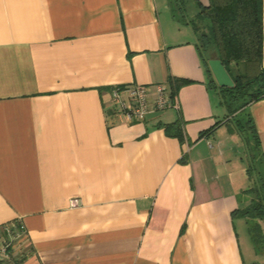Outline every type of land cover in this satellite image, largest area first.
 <instances>
[{"label": "crops", "instance_id": "0c3cea01", "mask_svg": "<svg viewBox=\"0 0 264 264\" xmlns=\"http://www.w3.org/2000/svg\"><path fill=\"white\" fill-rule=\"evenodd\" d=\"M194 42L167 0H0V226L23 227L18 264H246L231 213L248 182L227 154L243 141L198 137L225 109ZM173 77L191 82L171 106L119 120L111 87ZM247 111L264 163V97ZM176 119L181 140L161 127Z\"/></svg>", "mask_w": 264, "mask_h": 264}, {"label": "trees", "instance_id": "16d2710c", "mask_svg": "<svg viewBox=\"0 0 264 264\" xmlns=\"http://www.w3.org/2000/svg\"><path fill=\"white\" fill-rule=\"evenodd\" d=\"M192 3H189V2ZM170 13L178 23L188 25L194 35V46L208 75V85L216 89L223 117L198 134L205 135L215 126L235 130L243 141L242 159L248 185L242 190L246 203L232 211L243 218L255 254L264 253V163L257 133L247 106L264 97V60L261 54V0H167ZM192 5V6H190ZM217 59L231 85L215 84L207 65ZM191 80L173 77L169 96ZM164 134L181 140L179 120L164 123ZM13 228L17 224H13ZM4 226V225H3ZM1 227V226H0ZM12 229V228H10Z\"/></svg>", "mask_w": 264, "mask_h": 264}, {"label": "built area", "instance_id": "2783aa9c", "mask_svg": "<svg viewBox=\"0 0 264 264\" xmlns=\"http://www.w3.org/2000/svg\"><path fill=\"white\" fill-rule=\"evenodd\" d=\"M109 96L115 105L117 117L125 122L142 121L149 112L161 111L172 104L168 87L161 83L113 86ZM13 226L0 227V264L19 263L20 253L16 252L11 240L22 238L23 227L20 223L16 228Z\"/></svg>", "mask_w": 264, "mask_h": 264}, {"label": "rangeland", "instance_id": "374dc122", "mask_svg": "<svg viewBox=\"0 0 264 264\" xmlns=\"http://www.w3.org/2000/svg\"><path fill=\"white\" fill-rule=\"evenodd\" d=\"M189 3H192V2L190 1ZM190 6H192V5H190ZM246 111H247V109H246ZM235 149L236 150L238 149V151L240 152V150H242V146H237L235 143H232V145H230L228 147L229 153L227 152V154L228 155L230 154V156H235L238 152V151L236 152ZM261 228H262V231L264 234V225L263 224H261ZM239 229L241 230L239 232V240H240L241 246L246 247V255H245L246 264H255V263H250V258L248 255V253L250 252L249 250L252 247H251V243H250V240L248 237L247 230L245 229V227H242V225H240V223H239ZM21 242H22L21 238H18V239L16 238V240H11V244L15 245V247L17 249V251H16L17 253H20L22 251V243ZM247 250H248V252H247ZM254 258L256 259L258 264L264 263V253H261V254L257 253L256 256H254Z\"/></svg>", "mask_w": 264, "mask_h": 264}, {"label": "water", "instance_id": "95a60500", "mask_svg": "<svg viewBox=\"0 0 264 264\" xmlns=\"http://www.w3.org/2000/svg\"><path fill=\"white\" fill-rule=\"evenodd\" d=\"M207 65L210 73L218 86H229L231 81L225 72L224 68L217 59H208Z\"/></svg>", "mask_w": 264, "mask_h": 264}]
</instances>
